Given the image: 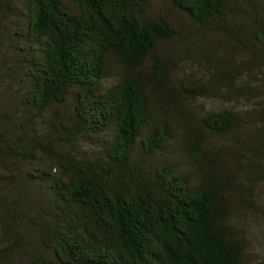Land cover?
Segmentation results:
<instances>
[{"label":"trees","instance_id":"1","mask_svg":"<svg viewBox=\"0 0 264 264\" xmlns=\"http://www.w3.org/2000/svg\"><path fill=\"white\" fill-rule=\"evenodd\" d=\"M153 1L0 0V264H245L232 158L262 169L239 147L264 155V0H166L181 22Z\"/></svg>","mask_w":264,"mask_h":264},{"label":"rangeland","instance_id":"2","mask_svg":"<svg viewBox=\"0 0 264 264\" xmlns=\"http://www.w3.org/2000/svg\"><path fill=\"white\" fill-rule=\"evenodd\" d=\"M152 8L155 12L159 10L160 12H165L166 15H172V18H177V22H181L179 17L174 13H171L166 0H154ZM188 32L189 39L197 41L195 43H197L200 48L199 52L203 50L201 55H211V52L207 50V47L209 46V40L213 38V35L207 38V34L210 33H205L200 29H189ZM188 32L186 29L183 32L184 36H186ZM190 40L185 43V47L188 49H191L193 46V42ZM168 49L165 48V50ZM177 50L184 55L183 47ZM192 55L194 56V54ZM198 58L199 57H197V59ZM189 59L190 61L185 63L183 76L190 77V74H196L201 79H206L210 76V72L213 70H208L203 63L204 67L199 69L196 60L191 59V57ZM198 61L202 62L203 58H199ZM5 81L9 80L4 78L2 83H0V101L10 113H17L20 117L19 105L15 99L17 98L15 84L11 81ZM262 82V88L264 91V79ZM240 138L245 139L246 136L242 134L240 135ZM239 151L242 154L244 153L248 158L253 157L257 162L262 163V169L258 166L248 164L247 161H244L247 163L239 169L236 160L241 159V157L234 156L232 158L233 167L238 169V174L240 175V177L237 178L238 183H234L235 190L233 196L235 205L232 214L233 223L236 226L237 232L245 237L246 240L247 253L245 264H264V155L256 157L253 153H250L247 146L239 147Z\"/></svg>","mask_w":264,"mask_h":264}]
</instances>
